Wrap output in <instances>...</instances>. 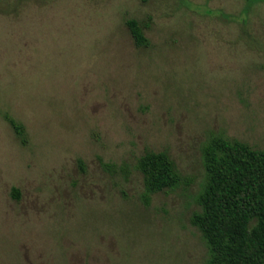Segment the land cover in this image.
Here are the masks:
<instances>
[{
	"label": "rangeland",
	"instance_id": "1",
	"mask_svg": "<svg viewBox=\"0 0 264 264\" xmlns=\"http://www.w3.org/2000/svg\"><path fill=\"white\" fill-rule=\"evenodd\" d=\"M0 3V264H207L203 147H264V0ZM149 150L183 179L147 204Z\"/></svg>",
	"mask_w": 264,
	"mask_h": 264
},
{
	"label": "trees",
	"instance_id": "2",
	"mask_svg": "<svg viewBox=\"0 0 264 264\" xmlns=\"http://www.w3.org/2000/svg\"><path fill=\"white\" fill-rule=\"evenodd\" d=\"M127 25L137 46L150 45L137 19H128ZM4 116L25 142L24 125L8 113ZM203 162L206 180L198 196L201 208L191 222L208 245L207 264H264V147L214 135L203 147ZM137 167L144 177L147 204L153 193L175 188L183 179L167 151H147Z\"/></svg>",
	"mask_w": 264,
	"mask_h": 264
}]
</instances>
